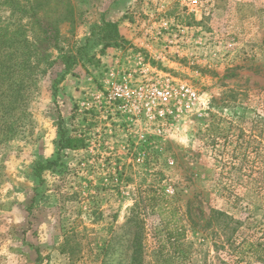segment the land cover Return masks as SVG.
<instances>
[{
	"label": "rangeland",
	"instance_id": "1",
	"mask_svg": "<svg viewBox=\"0 0 264 264\" xmlns=\"http://www.w3.org/2000/svg\"><path fill=\"white\" fill-rule=\"evenodd\" d=\"M63 1L0 0L36 49L0 107V264H264V0Z\"/></svg>",
	"mask_w": 264,
	"mask_h": 264
},
{
	"label": "trees",
	"instance_id": "2",
	"mask_svg": "<svg viewBox=\"0 0 264 264\" xmlns=\"http://www.w3.org/2000/svg\"><path fill=\"white\" fill-rule=\"evenodd\" d=\"M67 10H71L70 2L63 1ZM38 5H32L28 10V16L32 20L31 25L36 27L37 35L34 39L37 49H48L50 47L58 46L59 28L57 21L51 19L47 15L38 13ZM68 18V17H66ZM71 19V16H70ZM98 37L97 39L102 44L101 51L111 45H116L118 40L122 39L119 34L116 23L111 21H103L101 25L97 26ZM36 53V49L33 47V43L27 39L24 34L19 35L12 30V27L0 26V89L3 86H9L11 92L5 97V106L0 107L3 110V115L11 114V111L15 110L14 103L24 96L23 89L26 84V79L31 75L33 71V62L31 61L32 55ZM71 62L65 60L66 72L70 70ZM10 113V114H7ZM11 120L6 118L2 125H0L1 140L9 137L11 131ZM61 146L70 145L71 138L65 137L63 132L60 136ZM57 163V160H48L46 163L39 164L37 172L39 170L49 167L52 164Z\"/></svg>",
	"mask_w": 264,
	"mask_h": 264
},
{
	"label": "built area",
	"instance_id": "3",
	"mask_svg": "<svg viewBox=\"0 0 264 264\" xmlns=\"http://www.w3.org/2000/svg\"><path fill=\"white\" fill-rule=\"evenodd\" d=\"M158 98L160 100L161 103H167L168 102V94L166 92L163 91H159L158 92Z\"/></svg>",
	"mask_w": 264,
	"mask_h": 264
}]
</instances>
